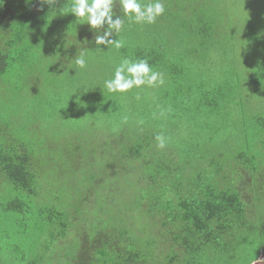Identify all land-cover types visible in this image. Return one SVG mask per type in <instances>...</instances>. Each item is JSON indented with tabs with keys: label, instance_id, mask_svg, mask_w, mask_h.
Listing matches in <instances>:
<instances>
[{
	"label": "trees",
	"instance_id": "trees-1",
	"mask_svg": "<svg viewBox=\"0 0 264 264\" xmlns=\"http://www.w3.org/2000/svg\"><path fill=\"white\" fill-rule=\"evenodd\" d=\"M71 1L3 0L0 5V78L12 62L30 65L25 70L26 75H30L35 72L36 60L42 62L43 58L54 54L53 50H60L54 48L51 30H40L37 20L54 10L66 9ZM168 1L169 10L162 16L167 17L163 20L167 23L165 29L157 30L159 34L154 35L155 38L149 43L136 37L134 48L130 47L131 42H127V45L125 42L119 52L123 58L147 59L156 71L168 69L164 76L169 81L164 80L171 92H163V96L172 99L175 108L186 103L190 105V101L198 97V105L217 109L220 100L231 92L230 87L228 91L221 87L201 92L204 86L192 83L184 86L190 77V67H181L179 73L178 66L169 68L167 64L168 58L179 56L181 47L185 50L184 55L196 53L197 44L208 47L207 43L211 44L216 39L222 16H213L208 21L205 15L198 13L205 10L210 13V6L207 2L194 0L195 14L183 21V26L179 22L180 29L176 25L180 13H174V0ZM213 3L215 5L216 0ZM186 11L184 2L182 12ZM114 12L123 18L118 3ZM189 23H193V26L187 27ZM164 31L170 32L172 39L163 42ZM53 33L55 38L60 34L61 39L66 40L61 27ZM87 34L92 35L88 28ZM215 44L218 43L215 41ZM25 60L27 62H23ZM179 74H182L180 80L177 79ZM237 89L234 86L232 93L235 94ZM2 99L6 101V98ZM192 102L194 104L196 101ZM189 112L185 111V115ZM209 114L210 111H207L204 115ZM246 122L256 138L254 154L242 149L230 152L231 141L225 133L232 137L230 128L233 123L230 121L220 123L223 127L219 133L217 127H209L206 135L195 139L193 145H188L191 149L187 151L184 147L188 143L185 146L184 142L179 144L174 137L167 135L165 128L162 129L167 144L163 152L154 150L148 135L139 134L140 128L131 136L126 134L128 140H119L115 146L112 144L111 158L105 156L106 150L100 152L99 157L105 158L104 163L97 174L85 176V182L81 183L79 203L85 204L87 193L95 192L99 198L98 204H106L108 193L124 185V188L128 187L125 193L131 192V189L135 191L131 203L140 204L146 218H142L140 223L131 224L123 218L117 224L105 229L97 226L92 233H88L85 227L86 232L73 225L76 215L69 209L46 207L40 210V214L53 228L48 232L50 242L76 232L71 238L77 239L79 246L70 264H252L264 247V115H253ZM160 125L166 123L161 120ZM174 127L178 128L175 124ZM29 130L44 145H35L37 138L34 135L18 134L13 120L0 116V185L4 194L8 193V187L34 197L41 191L43 170L40 169L49 163L48 153L38 147L44 146V149L50 150L54 145L38 127L32 126ZM29 136L33 138L27 139ZM114 147L117 148L116 154ZM68 149L71 159L63 167L74 172L76 168L72 163L77 153L73 146ZM37 151L44 154L42 159ZM148 155H153V159ZM76 164L78 167L79 163ZM243 173L248 187H242ZM98 188L105 191L110 189L107 195H100ZM131 198L132 195L129 202ZM24 204L18 198H11L2 204L1 209L18 213L23 210ZM257 204H260L261 213ZM49 248L50 243H46L43 251ZM44 259L43 255L35 256L28 264H43Z\"/></svg>",
	"mask_w": 264,
	"mask_h": 264
},
{
	"label": "rangeland",
	"instance_id": "rangeland-1",
	"mask_svg": "<svg viewBox=\"0 0 264 264\" xmlns=\"http://www.w3.org/2000/svg\"><path fill=\"white\" fill-rule=\"evenodd\" d=\"M191 1L174 0V13H180L176 23L180 29L182 27L178 23L182 22L183 26V21L195 14L193 6L196 2ZM201 1L208 3L211 12L200 11L198 15H205L208 21L213 16H222L216 39L211 44L207 43L206 48L197 44L193 55H184L185 50L181 47L179 56L168 58L167 65L169 68L178 66L179 73L181 67H190V77L184 86L189 83L204 86V90L200 88L201 92L221 87L228 91L230 87L231 92L213 110L198 105V97L192 99L190 105L186 103L175 108L174 101L163 96V92H171L165 83L158 87L133 89L125 94L109 93L104 88V81L111 78L114 67L123 59L120 50L109 48L97 51L91 49L92 45L78 43L91 36L87 34L88 26L81 24L83 21L67 13L69 6L39 17L37 26H40V30H51L54 48L60 50H53L54 54H49L48 58L42 57V62L36 60L35 72L30 75L25 72L30 65L10 64L8 71L0 78V116L10 117L18 127V134L23 132L24 135H34L37 142H32L44 145L29 130L32 126L38 127L54 147L50 150L44 149V146L38 147L48 153L49 164L40 169L43 170V177L40 178L42 188L37 196H28L11 187L4 194L0 185V264H28L33 257L42 255L45 256L43 264H70L76 247L79 246L77 239L71 238L76 232L72 231L65 238H55L50 242L48 232L53 228L40 214V210L46 207L69 209L76 215L73 225L81 227L85 232L86 228L88 233H92L97 226L105 229L111 224H117L123 218L127 219L128 224L140 223L142 218H146L141 205L131 203L135 191L131 189V192L125 193L128 187L124 188V185L114 189L111 194L108 193L110 188L106 191L98 188L100 195L108 193L106 204H98L99 198L95 192L87 193L85 204L79 203L81 183L85 182V176L97 174L100 165L104 163L105 158L99 157L100 152L106 150L105 156L111 158L112 144L115 146L119 140H128L127 135L131 136L138 128L141 136L148 135V141L158 152H163V149L156 147L154 137L156 134H163L162 128L179 144L184 142L185 146L188 143L184 147L187 151L191 149L188 145H193L195 139L206 135L209 127H217L219 133L223 127L220 123L230 121L233 123L230 128L232 137L225 132L229 136L227 139L231 141L230 152L242 149L255 153L256 138L246 121L253 115H264V0H216L215 5V0ZM146 2L148 0H141V3ZM184 2L187 11L183 13ZM164 3L163 16L168 12L170 2L164 0ZM166 18L161 16L154 24H137L125 19L124 27L116 38L122 39L126 45L131 42V48H134L136 37L139 40L146 39L149 43L155 38L154 35L159 34L157 30L165 29L167 23L163 20ZM188 26H193V23ZM58 27L63 29L66 40L63 41L60 34L55 38L53 32ZM162 35L163 42L172 39L170 32L164 31ZM82 49L87 51V65L84 69H79L74 65V58L69 59L76 53L78 55ZM60 63L65 64V71L57 70ZM68 68L73 69L67 70ZM166 71L159 72L164 76ZM177 76L179 80L182 78V74ZM164 78L169 81L168 77ZM234 86L238 87L235 94L232 93ZM2 98H6V101ZM185 99L186 97L183 102ZM193 100L196 101L194 104ZM185 111L190 112L185 115ZM207 111L210 114L205 116ZM161 120L166 125H160ZM23 127L26 128L25 132ZM71 146L77 153L72 163L73 168H76L74 172L63 167L71 159V151L68 149ZM116 152L117 148L114 147V153ZM38 155L42 159L44 154ZM148 156L153 159V155ZM75 162L79 163L78 167ZM238 172L240 173V169ZM243 176L242 187H248L244 173ZM11 198L25 202L22 211L14 213L12 210L7 212L1 209L2 204ZM257 205L258 212L261 213L260 204ZM46 243H50V248L44 252L43 246ZM260 254L258 259H264V247ZM258 264H264V260L258 261Z\"/></svg>",
	"mask_w": 264,
	"mask_h": 264
},
{
	"label": "clouds",
	"instance_id": "clouds-1",
	"mask_svg": "<svg viewBox=\"0 0 264 264\" xmlns=\"http://www.w3.org/2000/svg\"><path fill=\"white\" fill-rule=\"evenodd\" d=\"M2 3L3 0H0V5ZM117 3L123 13V18L114 12ZM67 13L83 21L81 24H86L89 32L92 33L91 38H85L78 43L92 45L91 49L97 51H105L109 48L119 50L124 47V42L116 36L123 29L125 19L137 24H154L159 17L164 15L165 3L164 0H148L146 3H141V0H72ZM86 55V49H82L78 55L76 53L69 60L74 58L75 67L84 69L87 65ZM60 69L65 71L64 63L58 65L57 70ZM69 69L73 68L67 70ZM164 83L163 74L154 70L147 59L123 58L114 67L111 78L104 81V88L109 93L125 94L133 89L158 87ZM75 92L76 90L73 91ZM163 114L162 112L161 115ZM124 120L126 122L127 117ZM140 123L142 124L143 121ZM154 139L158 149L166 147L167 138L163 134H156ZM260 260L264 259H256L253 264H258Z\"/></svg>",
	"mask_w": 264,
	"mask_h": 264
},
{
	"label": "water",
	"instance_id": "water-1",
	"mask_svg": "<svg viewBox=\"0 0 264 264\" xmlns=\"http://www.w3.org/2000/svg\"><path fill=\"white\" fill-rule=\"evenodd\" d=\"M253 264V263H252Z\"/></svg>",
	"mask_w": 264,
	"mask_h": 264
}]
</instances>
